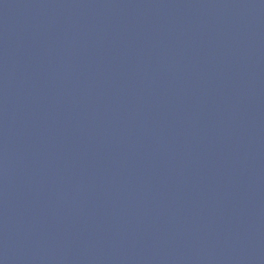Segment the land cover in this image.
<instances>
[{
	"label": "water",
	"instance_id": "95a60500",
	"mask_svg": "<svg viewBox=\"0 0 264 264\" xmlns=\"http://www.w3.org/2000/svg\"><path fill=\"white\" fill-rule=\"evenodd\" d=\"M0 264H264V0H0Z\"/></svg>",
	"mask_w": 264,
	"mask_h": 264
}]
</instances>
